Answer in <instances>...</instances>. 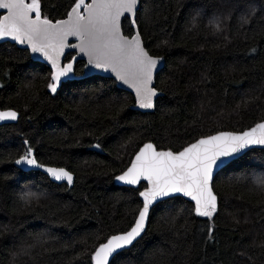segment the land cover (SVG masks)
I'll list each match as a JSON object with an SVG mask.
<instances>
[{
    "label": "trees",
    "instance_id": "1",
    "mask_svg": "<svg viewBox=\"0 0 264 264\" xmlns=\"http://www.w3.org/2000/svg\"><path fill=\"white\" fill-rule=\"evenodd\" d=\"M41 5L53 21L70 10V0ZM136 19L145 48L165 59L150 113L135 110L131 93L99 75L69 79L52 93L45 64L0 43V108L20 114L0 125V264H91L90 252L130 228L141 206L145 184L118 186L115 177L143 143L179 151L264 120V0H140ZM122 30L134 33L129 19ZM83 66L74 63L76 74ZM25 140L39 163L72 172L73 185L16 168ZM261 181L264 149L254 148L213 179L211 241L209 219L176 196L151 209L143 236L112 264H264Z\"/></svg>",
    "mask_w": 264,
    "mask_h": 264
},
{
    "label": "snow or ice",
    "instance_id": "2",
    "mask_svg": "<svg viewBox=\"0 0 264 264\" xmlns=\"http://www.w3.org/2000/svg\"><path fill=\"white\" fill-rule=\"evenodd\" d=\"M139 0H70L65 19L53 22L42 12L41 0H0V40L10 38L26 45L32 54H39L50 65L47 88L56 93L59 86L76 76L74 63L87 56L84 76L88 70H103L135 92L139 108H154V97L159 93L152 87L154 71L163 57H153L145 50L137 25ZM122 17L129 18L135 34L123 35ZM243 23H249L243 18ZM219 29V24L217 25ZM69 37L79 42L71 44ZM166 43V42H165ZM77 50L67 63H62L65 50ZM255 53L256 49L250 50ZM17 112L0 111V121H15ZM25 151L15 160L16 165L45 168L37 162L33 148L24 141ZM252 145H264V122L240 132H218L183 146L181 151H160L152 143H145L132 159L131 165L115 180L126 185L146 182L139 192L142 206L133 209V223L127 230L106 238V242L90 252L91 264H112V261L141 237L151 209L165 198L182 194L194 201V213L209 219L207 239L214 237L211 223L218 212L217 196L213 191L214 174L238 154ZM99 148L100 145H95ZM45 171L56 181L73 183V175L65 168L47 167ZM264 187V181H261ZM32 195L27 194L25 197ZM238 222V221H237ZM264 248V243L260 245Z\"/></svg>",
    "mask_w": 264,
    "mask_h": 264
},
{
    "label": "water",
    "instance_id": "3",
    "mask_svg": "<svg viewBox=\"0 0 264 264\" xmlns=\"http://www.w3.org/2000/svg\"><path fill=\"white\" fill-rule=\"evenodd\" d=\"M87 3H90L91 2V0H88V1H86ZM139 4H140V0H139ZM138 8H139V5H138ZM138 10V9H137ZM0 15H6V10H2V9H0ZM66 17H64V18H62V19H65ZM124 18H127V17H122V20H121V31H122V33H123V30H122V21H123V19ZM127 19H129V18H127ZM53 22H55V21H53ZM133 30H134V33L133 34H135V32H136V28H134L133 27ZM132 34V35H133ZM123 35H125V36H128L129 38L131 37V36H129V35H126V34H124L123 33ZM142 38V37H141ZM143 41V40H142ZM2 42H9V43H12V44H15L17 47H19V48H21V49H26V50H28V52H29V55H30V57H31V59L32 60H34V61H39V62H42L43 64H45L49 69H50V65L47 63V61L46 60H44V58L42 57V56H40L39 54H32L31 53V49L30 48H28L26 45H19V44H17L16 42H14V41H12L10 38H6V39H3V40H0V43H2ZM68 42L69 43H71V44H77L79 41L75 38V37H69L68 38ZM144 44V43H143ZM145 47V46H144ZM145 50L146 51H148L146 48H145ZM76 51L77 50H71V49H66L65 50V55L62 57V63H67L68 61H65V56L68 54V53H74V55H76ZM150 54V53H149ZM151 55V54H150ZM151 56H153L154 58L155 57H162V56H155V55H151ZM87 56H82L81 58H78L77 59V61L78 60H82L83 62H84V65L87 63ZM164 64H165V59H164V57H163V60H162V62H161V64L159 65V67H158V69L157 70H155L154 71V78H153V81H152V87H154L155 88V86H154V84H155V76H156V74H157V72H159L163 67H164ZM86 70H85V68H84V66H83V71H82V73H80V74H76V76L74 77V78H72V79H83V78H87V77H90V76H94V75H99V76H102V77H107V78H112L113 80H114V82H115V84H116V86L118 87V88H120V89H123V90H126V91H128L129 93H131L132 95H133V97H134V99L136 100V98H135V92H134V90L133 89H131L129 86H127V85H124V84H122V82H119V81H117L116 79H115V76H114V74H112L111 72H108V71H103V70H95V69H92V70H88L89 71V75L88 76H84L83 75V73L85 72ZM156 89V88H155ZM158 91V90H157ZM158 95L156 96V97H154V100H153V102H154V108H152V109H142V108H139L137 105H136V103H135V105H134V109L135 110H138V111H140V112H148V113H150V112H153L154 111V109H155V101H156V99H157V97L158 96H160L161 94H162V92H160V91H158ZM6 110H12V111H15V112H17V115H18V119H19V116H20V114L18 113V111H16L15 109H13V108H0V111H6ZM18 119L17 120H15V121H0V125H3V124H14V123H16L17 121H18ZM261 122H264V120H261V121H258L257 123H261ZM257 123H255L254 125H252L251 127H249V128H247V129H245V130H242V131H247V130H249L250 128H252V127H255V125L257 124ZM218 132H240V131H230V130H223V131H218ZM218 132H215V133H213V134H210V135H216ZM209 136V135H208ZM204 137H206V136H203V137H200V138H204ZM200 138H198V139H200ZM197 140V139H196ZM196 140H194L193 142H191V143H194ZM145 143H152V142H145ZM145 143H143L137 150H136V152L133 154V156H132V158H131V160H130V162H129V164H128V166L127 167H129L130 165H131V162H132V159H134V157H135V155H136V153L139 151V149L141 148V147H143V145L145 144ZM153 145H154V143H152ZM188 145V144H187ZM186 145V146H187ZM155 146V145H154ZM254 148H257V149H264V145H252V146H250L249 148H247V149H245L243 152H241L240 154H238L235 158H233L230 162H232V161H234V160H236V159H238L239 157H241L244 153H246L247 151H249V150H251V149H254ZM157 150H160V151H169V150H165V149H158L157 148ZM182 149H180L179 151H181ZM33 152H34V150H33ZM173 152H177V151H173ZM18 159V158H17ZM38 162V161H37ZM230 162H228L226 165H228ZM39 163V162H38ZM40 164H42V163H40ZM14 165H15V167L16 168H18V169H20V170H22V171H25V172H27V171H30V170H38V171H40L41 173H43V174H45L52 182H54V183H57V184H61V183H64V184H66V185H68V186H72L73 185V183H74V174L72 173V175H73V183L71 184V185H69L66 181H56V180H54L52 177H50L49 175H48V173L45 171V168H47V167H55V168H64V167H59V166H53V165H47V164H43L44 166H45V168H36V167H31V166H23V165H16L15 164V161H14ZM225 165V166H226ZM224 166V167H225ZM127 167H126V169H127ZM224 167H222L220 170H222ZM66 169V168H65ZM125 169V170H126ZM67 170V169H66ZM220 170H218L215 174H214V177L216 176V174L220 171ZM67 171H69V170H67ZM70 172V171H69ZM123 172V171H122ZM122 172L119 174V175H121L122 174ZM214 179V178H213ZM144 184H145V186H146V182H144V181H142ZM141 182V183H142ZM115 183H116V185H118V186H126V187H131L132 185H126V184H123L122 182H118V181H116L115 180ZM136 186V185H135ZM144 190V188L143 189H141V191H143ZM214 191V190H213ZM215 193V192H214ZM216 194V193H215ZM138 196H139V194H138ZM216 196H217V194H216ZM174 197H176V196H174ZM178 197H181V198H183L184 200H186V201H188V202H190L192 205H193V209H194V201H191V198L190 197H185V196H183L182 194H179L178 195ZM172 198V197H171ZM139 199H140V201H141V206H142V198L141 197H139ZM166 199H169V198H165L164 200H166ZM164 200H162V201H164ZM217 202H218V196H217ZM151 212V211H150ZM147 224H148V222H147ZM147 224H146V228H147ZM146 228H145V230H146ZM145 232V231H144ZM144 232H143V234H144ZM115 234H118V233H115ZM143 234L141 235V237L143 236ZM114 235V234H113ZM141 237H139L137 240H139ZM136 240V241H137ZM135 241V242H136ZM106 242V241H105ZM134 242V243H135ZM133 243V244H134ZM132 246V245H131Z\"/></svg>",
    "mask_w": 264,
    "mask_h": 264
}]
</instances>
